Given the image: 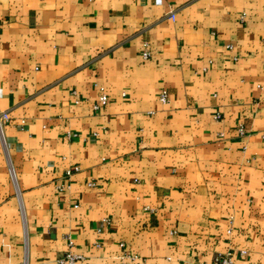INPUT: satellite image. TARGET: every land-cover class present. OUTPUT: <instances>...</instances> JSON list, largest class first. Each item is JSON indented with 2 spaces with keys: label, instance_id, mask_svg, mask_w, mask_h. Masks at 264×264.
<instances>
[{
  "label": "crops",
  "instance_id": "obj_1",
  "mask_svg": "<svg viewBox=\"0 0 264 264\" xmlns=\"http://www.w3.org/2000/svg\"><path fill=\"white\" fill-rule=\"evenodd\" d=\"M156 1L0 0V264H264V0Z\"/></svg>",
  "mask_w": 264,
  "mask_h": 264
},
{
  "label": "built area",
  "instance_id": "obj_2",
  "mask_svg": "<svg viewBox=\"0 0 264 264\" xmlns=\"http://www.w3.org/2000/svg\"><path fill=\"white\" fill-rule=\"evenodd\" d=\"M156 2L158 4L160 1L157 0ZM171 18L174 19V17L172 15H171ZM144 46H146V45L144 44ZM142 55H143L144 58H148L149 57V53L147 51H145ZM100 91H101V95H100V97L98 99V103H96L93 106V109L95 111H98L100 108L104 107L106 105V103H107V96L104 93V89L101 88ZM159 101L162 104H167L169 102L168 101V93L166 91L163 90L160 93ZM215 119L216 120L219 119V115H216ZM8 120H9L8 114L6 112H1L0 113V138L2 140H4L3 139V133H2V124L7 122ZM237 134H238L239 137L246 136V129H245V127L243 125H239L237 127ZM263 138H264V136H263ZM75 171H78L77 167H75L73 170H67L65 174H66V176H70V174L72 172H75ZM9 175H10V179L12 181H15L14 170H13V168L11 166L9 167ZM60 191H62V188L60 189ZM69 245H71V243H69ZM242 253H244V252L242 251ZM131 258L133 259L134 257H131ZM82 259H83V257L81 255L76 254V253L68 250L67 252H65L64 254H62L61 256H59L56 259L55 264H79ZM22 264H27V257H25L23 259ZM200 264H235V262L233 261V254L231 252H227L225 254L216 255L208 263H200Z\"/></svg>",
  "mask_w": 264,
  "mask_h": 264
}]
</instances>
